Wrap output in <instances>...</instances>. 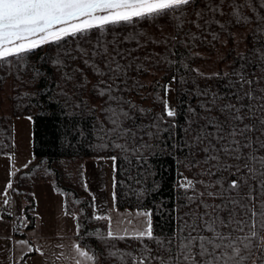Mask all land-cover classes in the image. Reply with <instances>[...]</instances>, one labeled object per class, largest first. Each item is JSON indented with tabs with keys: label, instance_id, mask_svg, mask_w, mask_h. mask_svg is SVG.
Here are the masks:
<instances>
[{
	"label": "snow or ice",
	"instance_id": "snow-or-ice-1",
	"mask_svg": "<svg viewBox=\"0 0 264 264\" xmlns=\"http://www.w3.org/2000/svg\"><path fill=\"white\" fill-rule=\"evenodd\" d=\"M252 7V0H0V61L16 58L22 62L26 54L43 45L85 35L93 29L100 30L103 35L110 25L132 24L134 20L169 14L174 16L176 27L181 31L189 26L184 32L188 40L200 39L191 32V27L199 30L201 36L211 35L212 40H216L219 38L217 29L225 31L229 24L251 22V17L245 13ZM253 31L264 36V27L259 22ZM178 35L174 33L163 41H150L168 46L167 55L152 53L144 59L176 63L168 56L176 55L171 46L177 42ZM130 39L136 38L123 37L125 42ZM179 42L189 46L185 41ZM119 44L120 41L113 40L109 46L98 40L91 51L78 48L79 56L72 59L79 58L84 67L74 69L71 75L64 73V79H77L81 89L91 84L92 91L103 100L99 108L105 119L97 118V131L102 133L99 138L106 141L101 147L111 146L125 158L131 156L137 163H146V155L159 146L154 141H162L165 133L168 139L175 138L177 110L167 99L171 84H166L163 85L164 96L157 95L163 105L162 113L154 114L147 124L135 123L130 111L144 114L146 110L127 100L122 93L129 91V69L135 72L148 69L139 63V57L132 56L134 49L122 50ZM136 44L142 47L138 39ZM252 53L254 65L240 53V59L245 60L248 67L241 64L231 73L212 74L216 78L234 77V80L229 79L234 91L230 95L210 89L198 91V96L206 97L199 104L201 112L192 106L187 108L185 125L181 128L183 136L170 145L171 149L184 153L183 160H177L174 185L178 201L184 203L172 209L177 213L174 217L177 225L170 234H155L152 212L142 209H136L126 221H120L134 225L137 218H143L142 226L114 228L111 212L119 214V209L115 206L113 177V208L104 215L94 212L93 219L108 222L105 239H130L143 245L136 253L112 245L113 250L108 255L119 264H264V47L253 49ZM85 70L95 76V83ZM190 71L211 78L199 69ZM176 80V76L171 77V82ZM180 82L185 81L181 79ZM137 86L143 87L139 83ZM126 121L131 123L126 125ZM9 159L14 162L15 157L9 156ZM108 159L113 162L115 171L117 156ZM180 165L189 175L179 171ZM9 175L14 176L15 171ZM12 187L10 179L0 193L5 206L10 203L8 194ZM95 200L93 195L94 208ZM65 215L78 221L77 215L70 213L66 205ZM21 223L27 227V217ZM79 234L77 222V237ZM16 245L19 256L11 259L10 264H26L34 252L44 255L28 240L16 241ZM71 247L74 251L72 264H99V257L92 249L86 250L78 242Z\"/></svg>",
	"mask_w": 264,
	"mask_h": 264
},
{
	"label": "trees",
	"instance_id": "trees-1",
	"mask_svg": "<svg viewBox=\"0 0 264 264\" xmlns=\"http://www.w3.org/2000/svg\"><path fill=\"white\" fill-rule=\"evenodd\" d=\"M252 2L253 7L245 13L251 17V22L229 24L225 31L217 29L219 38L216 40H212L211 35L201 36L195 27H191V32L200 39L188 40L184 32L189 30V26L181 31L176 27L174 16L169 14L166 17L134 20L132 24L110 25L103 35L100 30L93 29L85 35L68 37L26 54L22 62L16 58H9V62L0 61V93L5 87H11L7 109L3 108L5 99L0 95V155L12 153L13 117L27 115L33 121L34 158L27 164V168L22 167L15 172L14 187L25 204L21 212L28 220L26 229L36 225V186L50 181L54 189L64 195V208L66 205L68 211L78 217L76 223L80 225L77 237L79 243L96 252L99 264H119L118 260L108 255L113 250L112 245L116 249L134 253L142 249L141 242L135 240L105 239L108 222L93 219V194L89 189L82 161L117 156L115 206L120 209H149L152 212L155 234H170L173 231L177 225L174 219L177 213L172 209L178 203H184L183 200L178 201L177 189L174 187L177 180V160L182 161L184 153L179 149H171L170 145L180 141L183 136L181 128L185 125L187 108L192 106L201 112L199 104L206 97L198 96V91L210 89L221 95H230L234 91L229 86V79L234 80V77L216 78L213 73H231L241 64L248 67L245 60L240 59V53H244L246 59L255 64L252 50L264 47V36L253 29L257 28V22L264 27V0ZM185 12L187 13V9ZM174 33H179L177 42L171 46V51L176 55L168 56V59L176 63L168 64L162 60L156 63L153 59H144L152 53L167 55L165 49L168 46L150 41H163ZM125 36L136 39L125 42ZM137 39L142 47L137 46ZM98 40L109 46L113 40H117L120 41L122 50L134 49L132 56L139 57V63L148 69L141 72L129 69V91L122 93L127 100L146 110L144 114L130 111L136 124H147L154 114L162 113L163 105L157 95L163 97V85L169 84L172 76L177 77L176 136L168 139L165 133L162 141H154L159 146L146 155V163H137L131 156L125 158L124 154L111 146L101 147L106 141L99 138L102 133L97 131V118L105 119L99 108L103 100L95 95L91 84L81 89L77 79H64V73L71 75L74 69L84 67L79 58L72 59L73 56H79L78 48L91 51ZM179 41H185L189 46L186 47ZM131 59L132 57H128V60ZM57 61L61 63L57 64ZM185 64L187 68L183 67ZM190 69H199L211 78L206 79ZM85 74L92 83L96 82L95 76L88 70H85ZM151 75L157 77L152 85L148 82ZM181 79L185 82L181 83ZM137 83L143 87L137 86ZM125 107L127 110V106ZM149 109L150 112L147 111ZM129 123L131 121L125 122L126 125ZM179 171L189 175L182 165L179 166ZM144 243L154 246L150 241Z\"/></svg>",
	"mask_w": 264,
	"mask_h": 264
},
{
	"label": "rangeland",
	"instance_id": "rangeland-1",
	"mask_svg": "<svg viewBox=\"0 0 264 264\" xmlns=\"http://www.w3.org/2000/svg\"><path fill=\"white\" fill-rule=\"evenodd\" d=\"M157 80L155 75L148 77V82L152 85ZM171 91L168 93L167 99L172 107L176 109V95L175 82H170ZM11 93V87L7 86L0 95L3 101V108L7 109L9 106L8 96ZM31 116H14L12 119V153L8 155H0V193H3L6 184L11 179L12 189L9 190L8 195L14 196V207L17 213H22L19 205H23L24 201L20 195L14 191L15 175L10 176L9 173L17 171L24 167L25 164L31 162L33 155V121ZM9 156H14V162L9 159ZM86 169V177L89 189L95 196V214L104 215L113 208V177L115 171L113 169V162L106 159H87L82 161ZM14 164V167H13ZM36 198L38 200L39 209L37 211L36 225L33 228H25L20 234L14 231V218L2 213V199L0 195V215L3 219L0 220V264H10L11 259L18 257L16 241L28 240L31 244L40 248L39 240L43 238L45 243L40 245H73L79 243L76 236V220L71 215H65L64 195L56 191L50 181L41 182L36 187ZM25 205V204H24ZM24 207V206H23ZM119 209V214L111 212L113 217L114 228H131L133 226L140 227L143 218H137L134 225L120 223L121 219L126 221L136 209ZM149 211V209H142ZM28 221V220H27ZM25 233V235H22ZM122 234V233H121ZM82 246V245H81ZM84 247V246H82ZM88 250L87 248H85ZM62 252L58 251L60 254ZM69 254L67 258H61V264H72L74 257L73 249L64 251ZM44 253V252H43ZM50 253V252H49ZM31 253L30 255H32ZM47 252L44 254V259L47 258ZM91 254V253H90ZM34 255V254H33ZM41 257V256H39ZM43 258L41 260H43ZM33 260L30 262L33 264ZM51 261V260H49ZM56 264V263H49Z\"/></svg>",
	"mask_w": 264,
	"mask_h": 264
},
{
	"label": "crops",
	"instance_id": "crops-1",
	"mask_svg": "<svg viewBox=\"0 0 264 264\" xmlns=\"http://www.w3.org/2000/svg\"><path fill=\"white\" fill-rule=\"evenodd\" d=\"M14 183H15V181H14ZM36 189H35V192H36ZM35 195H36V193H35ZM23 206H24V203L22 206L19 205L18 208L22 210ZM38 209H39V204H38V200H37L36 213H37ZM41 243H45V240L43 238H41V240H39V243H38L39 245H37V246L41 247V249L40 248L39 249L42 252H44V254H45V252H47L46 255H47L48 260L46 259V257H45V259L43 258L44 255L41 256L38 252H34L33 253L34 255L33 254L29 255V258H27L26 264H31V262H32V261L30 262L31 259H34L33 264H49L52 262L56 263V264H61L60 259L61 258H67L69 256V254L65 253L64 251L72 248L71 247L72 245H63V247H58V245H40ZM61 250H62V252L59 254L58 251H61ZM39 256H41V257H39ZM58 256L60 257V259H57ZM42 258H43V260H41ZM49 260H51V261H49Z\"/></svg>",
	"mask_w": 264,
	"mask_h": 264
},
{
	"label": "built area",
	"instance_id": "built-area-1",
	"mask_svg": "<svg viewBox=\"0 0 264 264\" xmlns=\"http://www.w3.org/2000/svg\"><path fill=\"white\" fill-rule=\"evenodd\" d=\"M4 199V198H3ZM3 199H2V213L5 215H8L12 218H14L15 224H14V231L17 234H20L26 227L23 226L21 223V220L25 217L23 213H17L14 207V196L13 195H8V199L10 201L9 205L5 206L3 204ZM11 213V215H9Z\"/></svg>",
	"mask_w": 264,
	"mask_h": 264
},
{
	"label": "water",
	"instance_id": "water-1",
	"mask_svg": "<svg viewBox=\"0 0 264 264\" xmlns=\"http://www.w3.org/2000/svg\"><path fill=\"white\" fill-rule=\"evenodd\" d=\"M47 45H48V44H47ZM43 46H46V45H43ZM43 46H41V47H43ZM41 47H40V48H41ZM37 49H39V48H37ZM35 50H36V49H35Z\"/></svg>",
	"mask_w": 264,
	"mask_h": 264
}]
</instances>
